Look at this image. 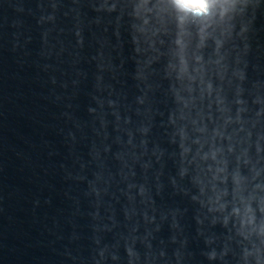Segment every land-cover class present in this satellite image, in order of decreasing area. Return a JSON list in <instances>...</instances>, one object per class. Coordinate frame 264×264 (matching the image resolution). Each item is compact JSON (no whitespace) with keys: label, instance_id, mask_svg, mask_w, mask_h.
Wrapping results in <instances>:
<instances>
[{"label":"water","instance_id":"water-1","mask_svg":"<svg viewBox=\"0 0 264 264\" xmlns=\"http://www.w3.org/2000/svg\"><path fill=\"white\" fill-rule=\"evenodd\" d=\"M196 8L0 0V264H243L259 245L223 217L233 173L264 197V0Z\"/></svg>","mask_w":264,"mask_h":264},{"label":"clouds","instance_id":"clouds-1","mask_svg":"<svg viewBox=\"0 0 264 264\" xmlns=\"http://www.w3.org/2000/svg\"><path fill=\"white\" fill-rule=\"evenodd\" d=\"M216 0H174V4L181 7H186L187 4H194L197 6L196 11L206 12L209 15H219V17H223L225 12L229 7L236 3V0H231L230 5L227 8H220L218 13L214 11V4ZM155 6L148 7L144 13L152 12V9ZM135 12H137V4L135 6ZM144 23H148V18L146 16L143 17ZM199 60V57H196ZM215 154L213 153V156ZM218 171H220L218 169ZM243 177L240 176L238 172L233 173L232 180L235 185L234 188V197L233 203L230 209H228L229 215L223 217V223L226 225L229 220V216H231L234 220V223L238 221L239 227L237 228V235H239L242 240L247 241L252 232H255L257 237H260L259 245H241V254L240 259L243 264H264V221H261L258 226H255L256 223V211H259L262 215H264V197H259L257 199V208L253 209L251 206V201L253 200L252 194H249L247 197L240 195L241 184L243 181ZM254 187L258 188L259 185H255ZM217 200H219V196H217ZM226 209V204L220 203L215 209L209 208V211H220L224 212ZM206 243H212V239L208 238L205 241ZM208 259L216 258L215 250H209L207 253Z\"/></svg>","mask_w":264,"mask_h":264},{"label":"bare ground","instance_id":"bare-ground-1","mask_svg":"<svg viewBox=\"0 0 264 264\" xmlns=\"http://www.w3.org/2000/svg\"><path fill=\"white\" fill-rule=\"evenodd\" d=\"M187 5H189V6H195L194 4H187Z\"/></svg>","mask_w":264,"mask_h":264}]
</instances>
